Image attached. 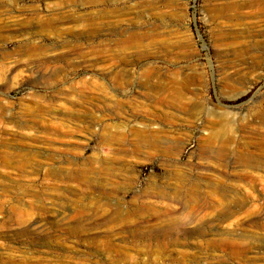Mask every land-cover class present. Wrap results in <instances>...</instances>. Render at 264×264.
Here are the masks:
<instances>
[{
  "label": "rangeland",
  "instance_id": "374dc122",
  "mask_svg": "<svg viewBox=\"0 0 264 264\" xmlns=\"http://www.w3.org/2000/svg\"><path fill=\"white\" fill-rule=\"evenodd\" d=\"M0 264H264V0H0Z\"/></svg>",
  "mask_w": 264,
  "mask_h": 264
},
{
  "label": "bare ground",
  "instance_id": "6f19581e",
  "mask_svg": "<svg viewBox=\"0 0 264 264\" xmlns=\"http://www.w3.org/2000/svg\"><path fill=\"white\" fill-rule=\"evenodd\" d=\"M238 56L241 58H245L249 56V49L248 48H242L240 51H238ZM227 101L233 100V98H226Z\"/></svg>",
  "mask_w": 264,
  "mask_h": 264
}]
</instances>
